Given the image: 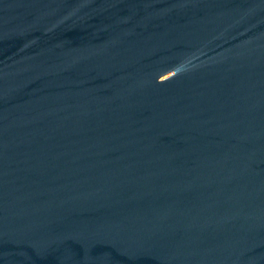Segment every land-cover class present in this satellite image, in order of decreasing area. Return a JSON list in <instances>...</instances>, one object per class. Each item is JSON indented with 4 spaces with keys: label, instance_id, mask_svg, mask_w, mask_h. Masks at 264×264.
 I'll list each match as a JSON object with an SVG mask.
<instances>
[{
    "label": "water",
    "instance_id": "95a60500",
    "mask_svg": "<svg viewBox=\"0 0 264 264\" xmlns=\"http://www.w3.org/2000/svg\"><path fill=\"white\" fill-rule=\"evenodd\" d=\"M0 264H264V0H0Z\"/></svg>",
    "mask_w": 264,
    "mask_h": 264
}]
</instances>
